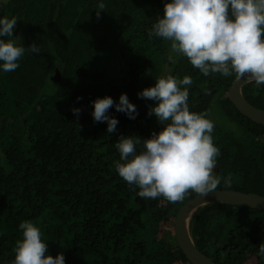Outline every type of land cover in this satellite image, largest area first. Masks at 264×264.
<instances>
[{
    "label": "trees",
    "instance_id": "16d2710c",
    "mask_svg": "<svg viewBox=\"0 0 264 264\" xmlns=\"http://www.w3.org/2000/svg\"><path fill=\"white\" fill-rule=\"evenodd\" d=\"M99 2L0 5V15L17 17L24 45L40 48L39 54L26 51L15 71L0 72V93L12 98L4 105L18 112L0 111V263L14 258L18 225L31 220L48 252L55 257L62 251L65 264H191L172 226L198 194L190 190L175 203L140 198L114 166L119 136L159 131L148 114L155 101L137 93L165 73L190 76V110L207 112L214 121L217 189L264 195V124L243 115L227 96L235 75L205 77L172 53L170 42L149 39L164 0H103L98 18ZM56 69L59 82L53 81ZM122 92L136 106L135 118L110 108L118 124L108 133L106 122L93 120L91 101L108 95L118 102ZM243 93L264 110V85L248 83ZM192 228L196 246L215 263L264 264L257 255L264 243V210L212 203L197 212Z\"/></svg>",
    "mask_w": 264,
    "mask_h": 264
},
{
    "label": "clouds",
    "instance_id": "9594fccd",
    "mask_svg": "<svg viewBox=\"0 0 264 264\" xmlns=\"http://www.w3.org/2000/svg\"><path fill=\"white\" fill-rule=\"evenodd\" d=\"M7 0H0V5ZM106 7L100 0L96 9ZM17 17L0 15V72H13L26 51L39 54L32 42L25 46L20 35H13ZM148 37L170 42L171 52L183 55L205 77H243L257 87L264 85V0H164L163 15L148 30ZM173 57L169 56V60ZM190 76L177 79L165 73L143 88L138 96L155 101L148 114L161 126L148 137L121 135L115 148L119 159L115 171L130 186L139 189L140 198L162 197L170 203L182 201L192 192L204 196L217 189L220 178L213 169L220 149L213 143L214 121L207 112L191 111L188 104ZM91 115L106 122L107 132L116 131L118 120L108 114L112 107L130 119L136 106L121 93L118 102L111 96L97 97ZM78 115L79 109H72ZM225 178V183H228ZM21 238L15 242L14 258L8 264H65L63 252L53 257L42 239L40 227L31 220L18 225ZM257 255L264 261V243Z\"/></svg>",
    "mask_w": 264,
    "mask_h": 264
},
{
    "label": "water",
    "instance_id": "95a60500",
    "mask_svg": "<svg viewBox=\"0 0 264 264\" xmlns=\"http://www.w3.org/2000/svg\"><path fill=\"white\" fill-rule=\"evenodd\" d=\"M53 81H60V72L57 69ZM246 84L248 83L243 77L235 78L228 89L227 96L243 115L264 124V110L255 107L244 96L243 87ZM212 203H231L264 210V195L231 189H216L204 196L197 195L186 202L176 215L174 233L179 247L191 264H217L198 249L192 228L196 212Z\"/></svg>",
    "mask_w": 264,
    "mask_h": 264
},
{
    "label": "rangeland",
    "instance_id": "374dc122",
    "mask_svg": "<svg viewBox=\"0 0 264 264\" xmlns=\"http://www.w3.org/2000/svg\"><path fill=\"white\" fill-rule=\"evenodd\" d=\"M4 4H2V5H4ZM10 99H12V98L10 96H8L6 93H4V92L0 93V111H2L5 114H18V112L12 106L4 105V103H6ZM2 112H1V114H3ZM196 214H197V212H196ZM193 221H194V219H193ZM170 227H171V225H170ZM172 228H173L172 230H174L173 226H172ZM250 263L251 262H249L248 264H250Z\"/></svg>",
    "mask_w": 264,
    "mask_h": 264
},
{
    "label": "flooded vegetation",
    "instance_id": "af4514ba",
    "mask_svg": "<svg viewBox=\"0 0 264 264\" xmlns=\"http://www.w3.org/2000/svg\"><path fill=\"white\" fill-rule=\"evenodd\" d=\"M18 27L15 28V35H17ZM12 116V115H11ZM13 117V116H12ZM14 118V117H13Z\"/></svg>",
    "mask_w": 264,
    "mask_h": 264
}]
</instances>
